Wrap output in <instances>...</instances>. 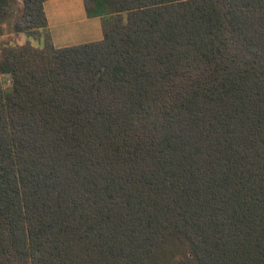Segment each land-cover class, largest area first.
<instances>
[{
	"label": "trees",
	"instance_id": "1",
	"mask_svg": "<svg viewBox=\"0 0 264 264\" xmlns=\"http://www.w3.org/2000/svg\"><path fill=\"white\" fill-rule=\"evenodd\" d=\"M45 1L0 0V264H264V0H83L64 47Z\"/></svg>",
	"mask_w": 264,
	"mask_h": 264
},
{
	"label": "rangeland",
	"instance_id": "2",
	"mask_svg": "<svg viewBox=\"0 0 264 264\" xmlns=\"http://www.w3.org/2000/svg\"><path fill=\"white\" fill-rule=\"evenodd\" d=\"M44 11L48 22L50 42L55 47L86 43L102 38V17L101 15L88 17L84 10L83 0H46ZM43 40L42 31L37 40L31 41L41 46ZM1 41L0 34V43ZM1 82L5 92L11 91L12 81L9 75H2Z\"/></svg>",
	"mask_w": 264,
	"mask_h": 264
}]
</instances>
